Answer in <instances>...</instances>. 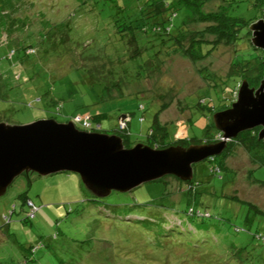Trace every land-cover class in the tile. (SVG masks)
<instances>
[{
	"label": "rangeland",
	"instance_id": "rangeland-1",
	"mask_svg": "<svg viewBox=\"0 0 264 264\" xmlns=\"http://www.w3.org/2000/svg\"><path fill=\"white\" fill-rule=\"evenodd\" d=\"M141 1L0 0V122L25 125L52 119L63 123L98 109L109 116L101 123L108 135L117 126L122 131L129 121L125 115L130 116L132 145L145 143L152 117L168 128L172 140L167 143L177 141L173 146L205 144L202 141L211 134L215 142L210 144L221 142L213 131L205 133L211 117L199 106L211 94L215 108L224 96L221 87L236 72L235 55L251 45L250 34L231 46L221 42L198 62L189 60L176 45L166 44L145 72L139 65L146 58L130 60L125 39L113 23L133 15L142 7ZM253 1L198 0L197 5L211 19L233 3L231 15L256 21L261 10L253 7ZM200 19L189 13L184 31L195 40L216 39L206 32L212 23ZM149 46L145 43L143 48ZM27 47L32 48L24 53ZM148 55L143 52L142 57ZM240 82L225 92L236 95ZM104 87L108 90L102 94ZM228 98L225 105L231 104ZM221 154L220 174H213L206 160L193 167L195 190L201 193L196 205L207 208L208 204L215 216L204 226L178 213L171 221L162 210L151 209L150 205H167L166 197L178 203V209L184 200L192 199L185 194L192 190L189 182L174 177L164 180L163 200L161 182L94 199L76 174L17 177L0 198V217L15 211L9 225L12 236L0 241V264H264V246L253 237H264V216H255L242 204H252L264 214V186L253 180L264 182V168H257L238 142L227 141ZM23 193L37 207L35 216L24 223L19 198ZM169 220L177 225L174 230H169ZM187 224L195 235L185 232ZM18 245H40L35 261L22 263Z\"/></svg>",
	"mask_w": 264,
	"mask_h": 264
},
{
	"label": "water",
	"instance_id": "water-1",
	"mask_svg": "<svg viewBox=\"0 0 264 264\" xmlns=\"http://www.w3.org/2000/svg\"><path fill=\"white\" fill-rule=\"evenodd\" d=\"M247 31L252 47L264 53V7ZM210 120L221 142L164 149L142 143L125 147L118 135L81 131L72 121L0 122V198L17 177L30 175L76 174L94 199L127 193L164 177L191 183L193 166L220 155L227 141L239 134L258 129L257 141L264 144V69L257 87L242 80L229 108L215 112Z\"/></svg>",
	"mask_w": 264,
	"mask_h": 264
},
{
	"label": "trees",
	"instance_id": "trees-1",
	"mask_svg": "<svg viewBox=\"0 0 264 264\" xmlns=\"http://www.w3.org/2000/svg\"><path fill=\"white\" fill-rule=\"evenodd\" d=\"M197 2L198 0H142L140 3L142 4V7L133 13L134 17L133 15H125L124 17L121 16L119 20L114 21L113 23L114 28L116 29V33L121 36L122 40L125 39L123 43L124 46H126L127 48V53L129 54L130 60L138 61L142 58H146L143 63L139 65V68L145 71L144 68H147L146 66H148L149 62L154 61L156 59L160 47H164L166 44H174L179 50L182 51V53H184L185 56L188 57L189 60H191L192 62H198L210 55L219 46L221 42L227 43L228 46H231L233 45V43L235 44L236 41L241 38V36H247V34H250L248 31L245 32V30L253 21H255V19L246 20L242 17L231 15L230 12L233 10V6L229 8V5L231 6L233 3L228 4V7H226L224 11L216 12L213 14V16H210L211 19H208L205 18L204 15L199 12ZM253 7L260 11L264 7V0H254ZM189 13L192 15L199 16L201 18V22L212 23V26L210 25L206 28V32L215 35L216 39L212 41H207L204 40L203 37H200V39L198 40L193 39L194 37H190L184 31L183 28L184 24L186 23L185 20L188 17ZM178 17L179 20H177ZM186 41L189 42L187 47H184L183 44ZM145 43L150 45L149 47L151 48H143V45ZM193 47L196 49V52H194ZM31 48L32 47H27L26 50H24V53L30 51L28 49ZM143 52H146L147 55L149 52L150 55L142 57ZM263 62L264 53L260 50L253 48L250 44L247 50H245L244 52L237 53L233 61V66L235 67L236 72L233 75L229 76L227 78V83L225 85L223 84L221 87V90H224V96L214 103L216 105L215 108L212 106L215 96L212 97L211 94L205 96L207 98H204L205 100H203L199 106L202 110V113H209L210 118L213 113L217 111H222L227 108L228 104L225 105L224 100L227 99L229 95H232L231 97L234 98L235 93L232 90H229V92L226 93L225 89H231V87H234L235 84H238L241 80L245 79L250 87H257L263 75ZM90 82L96 83L94 81ZM107 90L108 88L104 87L102 94H105ZM228 100L229 103H231L233 99L228 98ZM100 103L106 104L103 101H100ZM60 107L61 105H58L57 110ZM145 110L146 109L144 107H141V111ZM206 115L207 114H205V117H207ZM125 116L129 120L125 124L126 127H124V129L121 131V129H119L117 126V130L114 131L113 134L118 135L122 139L123 145L125 147H130L132 146L129 138V124L131 119L129 115ZM84 118L87 119V128H84L82 126V121ZM108 118L109 116L106 112H101L100 110L96 109L92 112H85L84 114L80 115V118L74 120L73 124L78 130L81 131L98 132L106 134L107 132L101 129V123L107 120ZM140 119L142 120L144 118L141 117ZM211 131H213L217 137L221 136L213 128L212 123L210 121V124H208L205 129V133H210ZM257 132L258 129L243 132L239 134L234 139V141L232 140V142H238L239 145H241L247 151L253 162L255 164H258L257 168H264V144L257 141ZM210 137L212 138L213 134L205 138L202 142L205 144L214 143L215 140L211 139ZM168 139L172 140L168 128L161 127L160 125H158L156 118L152 117L151 124L146 132L144 144L154 149H164L168 146H173L177 144V141L167 143ZM222 159L223 154H220L216 157L206 160L211 164L210 170L213 174L217 175L223 172L221 170L220 165ZM215 161H217L218 163H216ZM168 178L170 177H164L161 180L156 181L161 182L163 184V192L160 197V200H163L162 197L164 195L165 189L167 188V184L164 182V180ZM253 180L264 186V182L255 179ZM189 184L191 185L190 187L192 190H185V194L186 196L191 197L192 199L184 200V202L182 203L184 205L182 209L177 208L176 205L178 203L172 204L168 202V197L165 198L167 205H150L152 207L151 209L156 212H161L162 210V212L166 213V216L170 217L171 221H175L174 216L176 213H178L179 215H181L182 219H186L189 222L200 223L198 226H204L203 223L206 220L215 219V216L209 211L208 204H206L207 208H203V204H201L202 206L200 205V207L199 205H196V196H201V193L198 194L197 190H195L198 183L196 181L194 182L193 180ZM19 198L21 201V206L25 210L24 217L22 218V221L24 223L28 220H31L35 216L37 207L31 202V200H29L26 193L21 194ZM232 200L235 201L234 199ZM239 202L242 203L241 201H237V203ZM242 204H246L249 209H252L255 216H264V214H261L258 209H256L252 204ZM14 214L15 211L13 208V210L10 211L8 215H2L4 219H1L0 217V220L2 221V224H0V241L4 240L8 236H12V234L10 235L11 232L9 225L11 223V218ZM254 218L255 217H253V219ZM171 221L169 220L168 223L169 230H174L177 225H172ZM187 225L188 226L185 225L186 227H184L185 232L191 235H195L192 234L195 233V231L193 230V226L189 224ZM235 231L238 232V228H236ZM196 237L197 236H195V238ZM253 237L261 241L262 245L264 246V237H262L261 235H254ZM18 246L23 253L22 263H27L28 261H35L34 255L35 252L40 248V245Z\"/></svg>",
	"mask_w": 264,
	"mask_h": 264
},
{
	"label": "built area",
	"instance_id": "built-area-1",
	"mask_svg": "<svg viewBox=\"0 0 264 264\" xmlns=\"http://www.w3.org/2000/svg\"><path fill=\"white\" fill-rule=\"evenodd\" d=\"M82 126H83L84 128H87L88 123H87V119H86V118L83 119V121H82ZM33 210H35V209H33ZM3 219H4V217H3Z\"/></svg>",
	"mask_w": 264,
	"mask_h": 264
},
{
	"label": "clouds",
	"instance_id": "clouds-1",
	"mask_svg": "<svg viewBox=\"0 0 264 264\" xmlns=\"http://www.w3.org/2000/svg\"><path fill=\"white\" fill-rule=\"evenodd\" d=\"M73 122V121H72ZM86 132H88V131H86ZM1 219H3V217L1 216Z\"/></svg>",
	"mask_w": 264,
	"mask_h": 264
}]
</instances>
